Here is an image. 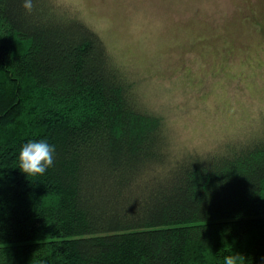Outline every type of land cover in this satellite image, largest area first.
<instances>
[{
  "label": "trees",
  "instance_id": "1",
  "mask_svg": "<svg viewBox=\"0 0 264 264\" xmlns=\"http://www.w3.org/2000/svg\"><path fill=\"white\" fill-rule=\"evenodd\" d=\"M33 2L0 0V264H264V118L178 149L101 34ZM39 140L54 167L27 176Z\"/></svg>",
  "mask_w": 264,
  "mask_h": 264
},
{
  "label": "rangeland",
  "instance_id": "2",
  "mask_svg": "<svg viewBox=\"0 0 264 264\" xmlns=\"http://www.w3.org/2000/svg\"><path fill=\"white\" fill-rule=\"evenodd\" d=\"M61 1L105 39L178 149H212L264 118V0Z\"/></svg>",
  "mask_w": 264,
  "mask_h": 264
},
{
  "label": "clouds",
  "instance_id": "3",
  "mask_svg": "<svg viewBox=\"0 0 264 264\" xmlns=\"http://www.w3.org/2000/svg\"><path fill=\"white\" fill-rule=\"evenodd\" d=\"M22 7L28 14L34 11L33 0H23ZM55 146L45 140L29 141L25 143L19 153V168L27 176H42L54 167ZM224 264H245V258L235 253L224 257Z\"/></svg>",
  "mask_w": 264,
  "mask_h": 264
}]
</instances>
